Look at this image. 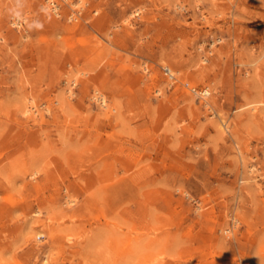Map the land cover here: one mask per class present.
<instances>
[{
  "label": "rangeland",
  "instance_id": "1",
  "mask_svg": "<svg viewBox=\"0 0 264 264\" xmlns=\"http://www.w3.org/2000/svg\"><path fill=\"white\" fill-rule=\"evenodd\" d=\"M0 264H264V0H0Z\"/></svg>",
  "mask_w": 264,
  "mask_h": 264
},
{
  "label": "built area",
  "instance_id": "2",
  "mask_svg": "<svg viewBox=\"0 0 264 264\" xmlns=\"http://www.w3.org/2000/svg\"><path fill=\"white\" fill-rule=\"evenodd\" d=\"M53 4H54V2H53ZM57 9H58V6L55 4V5L53 6V10L57 11ZM164 69H165L164 71H165L167 74H169L168 67H165ZM169 76H170V75H169ZM171 77H174V76L171 75ZM205 89H206V88H200V89H198V88L195 87V86L191 87V90H192L194 93H198L199 96L201 95V93H202V95H207V94H203V93L205 92ZM208 94H209V93H208ZM202 95H201L200 97H202Z\"/></svg>",
  "mask_w": 264,
  "mask_h": 264
},
{
  "label": "bare ground",
  "instance_id": "3",
  "mask_svg": "<svg viewBox=\"0 0 264 264\" xmlns=\"http://www.w3.org/2000/svg\"><path fill=\"white\" fill-rule=\"evenodd\" d=\"M14 23H17L16 21H14ZM168 70H169V75L171 76H174L175 74H174V72L172 71V69L170 68V67H168ZM203 88H206L205 89V92L203 93V94H207V95H202V93H201V95H202V97L203 98H207L206 96H208L209 94L208 93H210V91L208 90V88L205 86V87H203ZM197 95H198V93H196ZM101 95V94H100ZM100 95H96L95 97L97 98V96H100ZM200 95V96H201ZM199 96V95H198ZM102 99H103V97H102ZM105 99V98H104ZM98 100H100V102L102 101L100 98H98ZM101 104L102 105H105L106 103H105V100H103V102H101ZM27 109V108H26Z\"/></svg>",
  "mask_w": 264,
  "mask_h": 264
}]
</instances>
